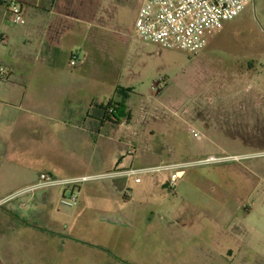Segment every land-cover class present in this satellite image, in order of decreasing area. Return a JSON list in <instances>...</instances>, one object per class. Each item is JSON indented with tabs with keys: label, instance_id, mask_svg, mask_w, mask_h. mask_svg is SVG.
I'll list each match as a JSON object with an SVG mask.
<instances>
[{
	"label": "rangeland",
	"instance_id": "1",
	"mask_svg": "<svg viewBox=\"0 0 264 264\" xmlns=\"http://www.w3.org/2000/svg\"><path fill=\"white\" fill-rule=\"evenodd\" d=\"M138 1L101 0V6L105 15L119 13L127 24ZM234 20L231 44L220 47L221 36L212 35L197 54L168 50V73L178 81L167 107L134 110L142 139L127 144V167L179 164L183 179L162 178L167 168L134 176L124 189L125 201H119L126 219L96 216L85 205L92 197L105 204L100 187L89 189L96 178L75 186L67 181L83 176L66 178L91 167L88 154L63 150L61 174L44 173L56 183L16 194L43 195L39 205L26 206L25 221L70 240L62 247L46 244L47 264H264V0H251ZM246 71L250 77H234ZM74 111L83 116L88 109ZM133 148L136 155L128 154ZM33 165L37 171L45 166L31 159ZM212 167L219 169L205 176L202 171ZM234 180L237 189L223 184ZM71 190L76 204L67 207L62 201Z\"/></svg>",
	"mask_w": 264,
	"mask_h": 264
},
{
	"label": "crops",
	"instance_id": "2",
	"mask_svg": "<svg viewBox=\"0 0 264 264\" xmlns=\"http://www.w3.org/2000/svg\"><path fill=\"white\" fill-rule=\"evenodd\" d=\"M143 1H138L126 24L119 13L105 15L101 0H17L25 20L22 25L12 23L0 2V36L4 38L0 67L9 75L7 80H0V205L6 204L0 207V264H47L46 244L62 247L70 241L62 232L25 221L22 212L26 206L30 202L39 205L43 195L33 199L16 196L39 184L41 174H61L63 150L74 154L85 150L91 162L84 173L66 178L94 177L89 189L100 187L101 197H106L105 204L97 197L85 201L87 210L96 216L126 219L119 201L125 199L127 181L134 177L126 172L143 168L127 167L123 159L127 144L135 145L142 139V130L134 127L138 121L134 110L141 105L165 109L173 82L178 81V75L168 73L172 64L167 51L172 49L144 43L134 35ZM234 19L213 34L221 36L218 46L233 42ZM71 57L76 58L73 68L69 65ZM249 72L234 77H250ZM108 104L123 108V112L116 113L117 118L110 117L111 110L102 111ZM79 109L88 112L77 116L74 110ZM136 150L127 153L136 155ZM31 159L45 166L37 171ZM103 160L104 166L100 163ZM167 168L168 174L162 178L170 182L173 175L174 182L183 179L182 165ZM218 169L202 172L208 176ZM75 170L70 168L69 172ZM231 182L223 184L237 189L236 180ZM202 188L207 195L208 188ZM89 224L93 230L97 228L95 220Z\"/></svg>",
	"mask_w": 264,
	"mask_h": 264
},
{
	"label": "built area",
	"instance_id": "3",
	"mask_svg": "<svg viewBox=\"0 0 264 264\" xmlns=\"http://www.w3.org/2000/svg\"><path fill=\"white\" fill-rule=\"evenodd\" d=\"M250 1L144 0L137 13L134 35L144 43H153L161 48L176 49L194 55L204 48L211 35L219 31L225 23L237 17ZM0 2L10 14L14 25L24 24L25 20L17 0H0ZM0 43H4L3 36H0ZM69 65L72 67L76 65L75 57L70 58ZM8 76V71L0 67V80H7ZM193 136H195L194 133ZM214 159L208 157L206 161ZM167 167L168 165L128 170L126 174L139 176ZM39 178L41 186L56 183V180L49 179L44 174H41ZM174 178L175 175L172 181ZM87 179L88 176L70 179L67 184L75 186ZM62 204L67 207L76 204L73 190L64 198Z\"/></svg>",
	"mask_w": 264,
	"mask_h": 264
},
{
	"label": "trees",
	"instance_id": "4",
	"mask_svg": "<svg viewBox=\"0 0 264 264\" xmlns=\"http://www.w3.org/2000/svg\"><path fill=\"white\" fill-rule=\"evenodd\" d=\"M117 94L118 95H120L121 94V92L119 91V92H117ZM121 106H122V104H120ZM107 110H111L110 112H109V116L110 117H114V118H117L118 116L116 115V113H119V112H123V108H116L115 106L113 107L111 104H108L102 111L103 112H106ZM119 115V117L121 116V114H118Z\"/></svg>",
	"mask_w": 264,
	"mask_h": 264
}]
</instances>
